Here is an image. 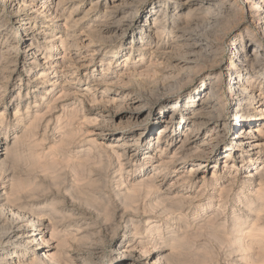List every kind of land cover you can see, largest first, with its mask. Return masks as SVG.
I'll use <instances>...</instances> for the list:
<instances>
[{
	"label": "rangeland",
	"instance_id": "1",
	"mask_svg": "<svg viewBox=\"0 0 264 264\" xmlns=\"http://www.w3.org/2000/svg\"><path fill=\"white\" fill-rule=\"evenodd\" d=\"M28 1L37 4L44 0ZM46 1L52 2L58 19L50 21L37 14L30 21L34 32L29 36L11 18L1 36L0 53L6 51L15 61L17 58L18 66L7 82L0 77V235L11 224L27 221L30 214L47 218L52 226L44 229L30 223L27 229L44 230L46 244L38 240L33 244L57 256L58 264H247L248 258L258 256L260 245L247 234L252 226L257 229L253 235L264 229V196L260 198L256 192L262 180L264 194V136L254 138L262 143L258 148L244 146L242 136L230 139V135L235 125L234 102L253 115L256 108L264 111V99L252 101L242 94L231 100L224 74L213 84L217 115L190 118L206 96L207 90L198 93L199 86L209 88L208 81L217 75L204 80L209 66L196 54L193 64L177 48L144 56V50H138L143 22L137 20L145 19L151 4L156 8L148 25L154 14H167L160 17L168 25L157 42L162 45L173 38L171 0H122L125 4L118 16L113 6L120 0ZM197 1L192 0L182 11L190 15L187 28L184 25L185 39L206 30L207 5ZM204 1L216 7L214 0ZM220 1L223 6L244 4V0ZM2 9L0 2V14L10 16ZM131 12L136 21L128 24L124 18ZM222 20L210 21L212 34L228 33L223 31ZM250 24V30L256 32V25ZM115 28L128 29L127 36H116ZM39 30L42 34L37 35ZM213 37L206 39L212 41ZM27 38H38L32 51L22 45ZM220 44L218 57L231 61L228 43ZM260 45L264 49V39ZM73 54L76 60H71ZM26 59L33 64H25ZM61 59L66 70L51 67L44 80L38 78L47 65ZM185 75L191 80L181 83L180 77ZM103 77L111 84L100 86L98 79ZM252 85L255 94L264 97V84ZM126 96L138 100L141 108L133 111L135 104L123 102ZM185 104L195 107L184 111ZM260 123L257 128L264 130V119ZM206 147L207 159H203L201 151ZM204 161L207 163L202 165ZM247 161L254 163L251 166L257 173L252 182L244 178L247 166L242 164ZM198 166V172L192 174ZM232 237L245 246L252 243V247L240 252L232 244L234 238L226 240ZM124 240L138 244L136 254L143 256L140 261L128 255L118 257L115 247ZM32 250L16 249L15 261L37 260Z\"/></svg>",
	"mask_w": 264,
	"mask_h": 264
},
{
	"label": "bare ground",
	"instance_id": "2",
	"mask_svg": "<svg viewBox=\"0 0 264 264\" xmlns=\"http://www.w3.org/2000/svg\"><path fill=\"white\" fill-rule=\"evenodd\" d=\"M0 2H1L2 7H3L2 10H8L10 13V16H5V15L0 14V47L2 46V41L4 42V40H2V37H1L2 33H4V31H7L6 28H8V26L10 25L9 21L11 20V18L13 20V23H12L13 25L18 26V29H20L24 33L28 34L29 36H31L34 31H33V27L30 26V21L35 20L37 17V14H39V15L42 14V16L45 19L47 18L50 21L58 19L60 17L57 13V10L56 9L53 10L51 8L52 2L47 3L46 0L40 1L37 4H32L28 0H0ZM197 2H198V5H200V6H206L207 5V8L205 9L207 12L204 15L205 21L203 19L204 23L207 25L206 30H203L202 33L200 32L201 34H199V33L196 34V33L191 31L192 33L196 34V36L191 37L192 36L191 35L190 36L191 38L189 37V38L185 39L184 38L185 35H183V32H184L185 27L187 28L186 25L189 24L190 18L188 19V17L190 15L186 14V13L183 14L182 11L188 9L187 7H189L191 5L192 0H171L170 5L173 8L174 16H172L170 18L169 24L171 26L170 31L173 33V38L171 40H169L167 43L162 44V45H159V43L157 41L161 37L160 35H163L166 32V28H167L168 24L165 23V19H160V17L165 18V17H167V14L164 13L163 16H157V17H155L156 14H154L153 15V18H154L153 21L152 22L150 21V23L148 25V19L151 17L152 12L154 11V8H156V7H154L155 6L154 4H151L152 6L150 7V10L148 12H146V14L144 15L145 19L140 21L141 18H138V20H137V22L139 21L138 23L143 22V25H140L141 30L138 34L139 35V41L141 43V44H139L138 50L139 51L144 50L142 52L141 56H144V53L154 54V53L158 52L159 50L161 51V49L177 48L178 51H180L182 53L181 57L189 58L188 62H192V57L196 54L197 57L200 59V61H202L203 63H205L209 66L210 72L208 73L207 78H204V80L205 79L209 80L210 78H212L213 75H217L215 77V80L213 79V81H212V79H210L208 81L207 84H209V86H208L209 88L202 87V85L199 86V88H198L199 94L205 93L206 90H207V92H206V96L204 98L200 99L199 103L197 104V111L198 112L197 111L193 112L191 114L192 116L191 117L189 116L191 119L193 118V119L197 120V118H198V116H200V114L203 116L209 117V118H214V116L217 115L216 114V112H217L216 106H218V105L216 103H213L214 101L212 100L213 90H214L213 84H217L221 75H224V74H225V76H227V81H226L227 83L226 84H227V90H228V93L230 94L231 100H235L237 97L241 96L242 94H247V96L250 97L249 99H251L252 101H258L260 99L263 100L264 99L263 93L258 94V92H257V95H256L255 89H254L255 86H253L252 84H264V49L260 45V39L261 40L264 39V0H244V4L242 7H238L235 3L228 5V6H223L222 2L220 0H214L216 7L211 6L210 4L205 2L204 0H200ZM122 3H123V1L120 0L115 5L113 4L114 5L113 9H115V12H114L115 16H118V14L120 13L118 10H119V8H121ZM165 3H167V2L165 1ZM230 3H232V2H230ZM123 4H125V2ZM229 17H231L233 20L232 21L227 20ZM221 19L225 20V21L222 20L223 23L225 22L223 31L226 30L228 33L226 35L224 33L216 34V35H215V33L212 34L211 29L209 28V26H210L209 23L214 22V21H217V22L219 21V23H220ZM124 21H127L128 24H133L136 21V17L134 18V14L131 12L128 17L124 18ZM194 21L195 20H193V23H194ZM232 22H233V25L230 26V24ZM250 23H254L256 25V27H257L256 32L250 30V25H251ZM184 25H185V27H184ZM143 27H145L147 29V31L145 30L149 36V39H147V40L144 39V32H143L144 28ZM194 27H196V26H194ZM216 28H217V26H216ZM115 30H116V28H115ZM188 31H190V30H188ZM193 31H197V30L194 29ZM127 32H128V29H125V30L117 29L115 31V33H118L116 36H118V35L127 36V34H126ZM36 34L39 35V34H42V32L39 30ZM213 35H214V37H213L212 41H210V39H206V38H210ZM153 38H155V40ZM180 38L181 39L183 38L182 42L178 41ZM37 39L36 38H34V40L28 39V38L23 39L22 45L25 46L26 48H28V50L32 51V50H34L33 44H35L37 42V41H35ZM7 40H9V39H7ZM224 41H226L228 43V52L231 54V56H233L231 58V61H229V62L224 61V59L222 57H218V55H221L220 53L222 51V47H221L220 43H223ZM5 42H6V40H5ZM33 42H35V43H33ZM50 42L51 41H48L46 44H48ZM132 47L133 46H131L130 49ZM72 56L74 57V59H71V60H76V54H73ZM194 61L192 62L193 64H194ZM26 62L27 63H25V64H28L29 66H31L33 64L30 59H26ZM126 62H127V60H126ZM199 65L201 66V64H199ZM17 66H18V59L17 58L15 61L14 57H12L6 51L4 53L3 52L0 53V77H1V79L6 80V82H7L9 80V78L13 75ZM51 67H55V68L59 67L61 69L66 70L65 60L61 59V61H59V62L56 61L54 63V65H51V64L47 65L43 70H41L42 72L38 75V78L40 80H44L46 77V74L50 73L49 71H50ZM67 67H69V66H67ZM186 67H189V66H186ZM103 72L104 71H102L100 74L104 75L105 73H103ZM183 75H184V73H183ZM180 78H181V81H180L181 83H182V80L185 82H189L191 80V78L188 77V75H185L183 79H182V77H180ZM180 78H179V80H180ZM173 79H175V78H173ZM98 84L102 87H105L111 83H109V81L103 77L101 79H98ZM178 84H179V82H178ZM122 99H123V102L127 105H134L135 104V106L133 107L134 108L133 111L140 109L142 106V105L139 106L140 103L138 102V100L134 99L133 97L129 98L126 96L125 98L123 97ZM216 100H217V98H216ZM136 105H138V106H136ZM233 105L235 107V109L233 111V113L235 114L234 115L235 117L233 118V119H235L234 120L235 125L231 130L230 139L239 135V136L243 137L242 144L244 146L249 145L250 147L254 146V147L259 148V146L262 143L261 144L256 143V141L259 139H257V140L255 139V141H254V138L256 137V135H257L256 138H261V139L264 136L263 128H257V127L261 126L260 120L264 119V115H263L264 111L262 109L259 110L256 108V109H254L253 115H248V113L243 112L244 109L240 110L239 104L234 102ZM173 107L174 108L179 107V104L177 106L174 105ZM184 107H185L184 111H192L193 108L195 107V105L190 107V106H187L185 104ZM218 110H219V108H218ZM138 117H139V114L137 113L135 115V118L137 119ZM163 123H166V122L164 121ZM199 125H200V123H199ZM166 128H167V126L165 125L158 130L159 131L158 137L160 134L165 132ZM188 130H189V128H188ZM175 132H176V127H175ZM186 132H188V131H186ZM190 132H192V131L190 130ZM188 138L184 139V141L188 140ZM184 141H183V144H184ZM204 145L210 146V144H208V143H204ZM112 150L114 151V149H112ZM206 150H208L207 147L203 148L201 151V155H202L203 159H205L207 157L208 152H206ZM230 154H231V152L228 153V155H226V157H225L226 160L223 161L224 165L231 158ZM115 156H117V155H115ZM205 163H207V162L204 161L201 164L204 165ZM252 164H254V163H252ZM252 164L248 163V161L245 162L244 164H242V166H247L246 171H244V174H245L244 178H249L247 180H249L251 182H252V180L257 179V173L253 172L254 168L251 166ZM199 167H201V166H198L197 169L191 170L190 172L192 174L197 173L198 170L200 169ZM46 170H48V169L46 168ZM50 170H49V172H51ZM260 182L261 183H259V185H258L259 188L256 190V192L259 193V195L261 196L260 198H263L264 194H263V191L261 190V187L263 184L262 180H260ZM18 190H19V188H18ZM222 192H223V190H222ZM16 194H17V192H16ZM10 195H13V194H10ZM6 197H8V196L6 195ZM132 199H133V197H132ZM36 215L30 214V216L26 217L27 221L26 220L25 221H17L15 224H11L10 226L7 224L9 226V227H7L8 230L2 232V234L0 235V264H20L19 262L17 263L15 261L16 257L19 255V254L16 255V249H19V248L20 249L21 248H28L30 250L33 249L32 250V251H34L33 254L37 255V258H38L37 260H30V262L26 263V264H55L56 262L58 264L59 261L56 259L57 256L55 258V256L53 254H50L48 251L44 252V250H45L44 248H41V249L36 248V245L33 244L34 241L37 242V240H38L39 242L42 243V245H45L46 240L43 239V236L45 233L42 232L44 230L41 231L42 228H38V229L36 228L38 233H35L34 231H36V230H33V229L28 230L27 229L29 226L28 224H30V223H33V225L38 224L39 225L38 227H45L44 229H46L48 226H52L51 220H49V219L47 220V218L44 219L42 217L39 218V217H36ZM14 218H16V217H14ZM11 219H12V217H11ZM16 219H14V220H16ZM257 219H259V218L257 217ZM11 223H13V222H11ZM1 225H3V224H1ZM3 226L5 227L6 225H3ZM250 230L251 231L247 235L249 237H251V239L254 240V241L253 240L252 241L255 242V244L258 243L260 245V254L258 256H256L257 255L256 254L255 257L252 255L254 258L249 256L251 258H248L249 263H247V264H264V229L259 230L258 234H256V235L252 234L253 231L257 230V229L254 230V226H252L250 228ZM0 231H3L2 228ZM229 232H231V231H229ZM234 233L237 235V233H240V232L236 233L234 231L233 234ZM133 235H135V233ZM233 238L234 237L227 238L226 240H233ZM223 239L225 240V237ZM51 240H52V238H51ZM129 240H134V238L129 239ZM236 240H237V237L234 238V241H232V244L237 245V249L240 250V252H248L249 248L252 247V243H249V244L246 243L247 245L245 246L244 243L242 244L241 242L236 241ZM238 240H240V239H238ZM242 240H244V239L242 238ZM47 242H49V241H47ZM221 242H223V241H221ZM177 246H179V245H177ZM180 246H182V245H180ZM137 248H138V244H136V242L124 240V241L120 242L115 247V252L119 255L118 257L121 259L124 258L125 255H128V256H133L134 258H136L137 260L140 261V259L143 258V256L140 255L139 253L136 254ZM256 248H257V246H256ZM25 250H27V249H25ZM233 250H235V249H233ZM24 253H25V251H24ZM61 255H63V254H61ZM148 256L149 255H145L144 258H146V260H148V258H147ZM245 258H247V257L245 256ZM209 259H210V257H209ZM238 262H236V263H238ZM245 263H243V264H245ZM151 264H155V262H152Z\"/></svg>",
	"mask_w": 264,
	"mask_h": 264
}]
</instances>
